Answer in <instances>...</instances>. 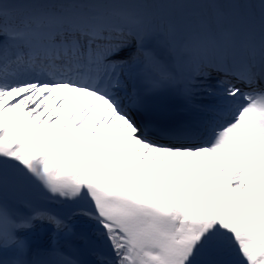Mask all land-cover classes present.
<instances>
[{"label": "snow or ice", "instance_id": "1", "mask_svg": "<svg viewBox=\"0 0 264 264\" xmlns=\"http://www.w3.org/2000/svg\"><path fill=\"white\" fill-rule=\"evenodd\" d=\"M0 264H264V0H0Z\"/></svg>", "mask_w": 264, "mask_h": 264}, {"label": "bare ground", "instance_id": "2", "mask_svg": "<svg viewBox=\"0 0 264 264\" xmlns=\"http://www.w3.org/2000/svg\"><path fill=\"white\" fill-rule=\"evenodd\" d=\"M247 2H249V3H253V4H259V0H247ZM198 99H200V100H202L203 101V99L204 100H206L205 99V97L203 96V97H198ZM203 103V102H202ZM192 112V111H191ZM191 112H188V113H191ZM92 259H95V257H93Z\"/></svg>", "mask_w": 264, "mask_h": 264}]
</instances>
